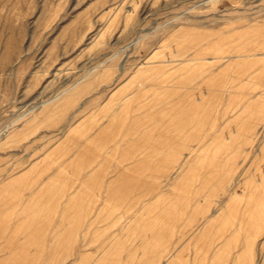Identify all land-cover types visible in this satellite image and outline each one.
<instances>
[{"label": "rangeland", "instance_id": "rangeland-1", "mask_svg": "<svg viewBox=\"0 0 264 264\" xmlns=\"http://www.w3.org/2000/svg\"><path fill=\"white\" fill-rule=\"evenodd\" d=\"M151 247L264 264V0H0V264Z\"/></svg>", "mask_w": 264, "mask_h": 264}, {"label": "crops", "instance_id": "crops-1", "mask_svg": "<svg viewBox=\"0 0 264 264\" xmlns=\"http://www.w3.org/2000/svg\"><path fill=\"white\" fill-rule=\"evenodd\" d=\"M161 243V242H160ZM159 243V244H160ZM156 247H158L156 245ZM153 248V247H151ZM160 251H156L157 248H153L152 252L153 253H149V255L145 256L147 254V252H145L143 255L142 253H140V251L138 253L135 254V257L130 256L129 257V261H132L131 259H136V262L133 264H184V258L181 257H177L175 259H172V261L169 262V258L168 257H164V254L162 253V248H159ZM251 248H247V250H250ZM167 252V251H166Z\"/></svg>", "mask_w": 264, "mask_h": 264}]
</instances>
